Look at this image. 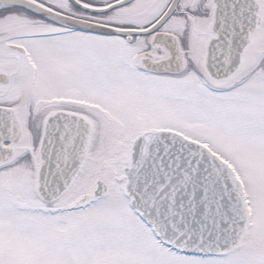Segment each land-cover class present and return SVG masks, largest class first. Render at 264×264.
<instances>
[{"label":"snow or ice","instance_id":"6c2138e0","mask_svg":"<svg viewBox=\"0 0 264 264\" xmlns=\"http://www.w3.org/2000/svg\"><path fill=\"white\" fill-rule=\"evenodd\" d=\"M0 264H264V0H0Z\"/></svg>","mask_w":264,"mask_h":264}]
</instances>
